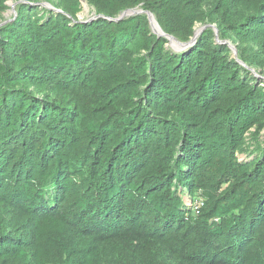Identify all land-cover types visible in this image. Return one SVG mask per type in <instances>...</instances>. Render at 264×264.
<instances>
[{
    "label": "trees",
    "instance_id": "trees-1",
    "mask_svg": "<svg viewBox=\"0 0 264 264\" xmlns=\"http://www.w3.org/2000/svg\"><path fill=\"white\" fill-rule=\"evenodd\" d=\"M13 1L0 25V264H264V144L237 156L264 126V86L213 29L176 52L144 12L76 22L80 0ZM87 1L111 18L140 5L180 41L206 19L264 65V0ZM198 193L195 213L182 194Z\"/></svg>",
    "mask_w": 264,
    "mask_h": 264
},
{
    "label": "rangeland",
    "instance_id": "rangeland-1",
    "mask_svg": "<svg viewBox=\"0 0 264 264\" xmlns=\"http://www.w3.org/2000/svg\"><path fill=\"white\" fill-rule=\"evenodd\" d=\"M207 1L208 2L203 4L201 7V9L203 11H207L211 6V3H210L211 0L210 1L207 0ZM29 2L33 6L50 8V9H53L54 11L60 10L59 7H55L59 3V0H29ZM17 3L18 2H14L13 0L6 1L7 8L0 12V25L4 24L6 22H9L13 19L14 15L16 14ZM13 4H14V6H13ZM134 8H141V6L137 5ZM128 9H132V8H128ZM36 12L38 14H40L41 13L40 8L37 9ZM120 13H118L116 15V17ZM97 15H102V14H97L94 6L92 4H90L87 0H80V9L72 17V20L76 21V22H87V21H91V20L96 19ZM125 17H127V16H125ZM148 23H149V21H148ZM207 27H210L211 29H213L216 43H221V44L224 43L227 45V47L229 48V57L233 58L234 60L239 62L241 65H243L245 68H247L253 76H255L256 78H258L260 80V82H259L260 85L264 86V65L259 66L257 64H248L246 61L240 59L239 55H238L239 54L238 42L235 39H233L232 37H224V39L220 38L218 31H217V28L215 26V23H209L206 19L197 21L193 27V34H194L195 29L198 30V35H197L196 39ZM149 29H150L151 33L157 35L153 31V29L151 28L150 24H149ZM193 34L190 36V38L193 36ZM175 39L177 41H180L177 38H175ZM168 42L169 41L167 40L165 43L166 48L173 50V51H176V47L173 46L170 42L169 43ZM251 45H253V47H251V48L256 49V47H257L256 45H254V44H251ZM141 52H143V50ZM259 55H260V57L262 56L261 54H259ZM263 144H264V126L259 130H256L254 127L251 128L245 135V144H244L243 148L239 152H237V156H238L239 160L249 161V160L253 159L254 157H256L258 155V149H259V147L263 146ZM200 196L202 197V199H204V196L202 194H200ZM182 197H183V200L186 203V205L189 208H191V204L193 203V200L191 198H189L186 194H182Z\"/></svg>",
    "mask_w": 264,
    "mask_h": 264
},
{
    "label": "water",
    "instance_id": "water-1",
    "mask_svg": "<svg viewBox=\"0 0 264 264\" xmlns=\"http://www.w3.org/2000/svg\"><path fill=\"white\" fill-rule=\"evenodd\" d=\"M13 6H14V4H13ZM133 9L134 8L125 9L117 17H114V18L103 16V15H97V18L103 17V18H106L108 20L114 21V20H120V19L124 18L125 16H130V15H134V14L144 12L147 15V19L149 21L151 28L153 29L156 26V27L161 29V27L159 26L158 22L156 21L154 15L151 12H149L147 10H143L141 8L139 11L131 12ZM57 11H59V10H57ZM153 31L157 34L158 37L162 36V37L166 38L173 46H175L176 52H182V51L190 48L195 43L196 37L198 35V31L197 32L194 31L193 36L188 41H183V42L181 41L180 42V41H177L173 35L165 33L162 29H161V32H157L154 29H153Z\"/></svg>",
    "mask_w": 264,
    "mask_h": 264
},
{
    "label": "built area",
    "instance_id": "built-area-1",
    "mask_svg": "<svg viewBox=\"0 0 264 264\" xmlns=\"http://www.w3.org/2000/svg\"><path fill=\"white\" fill-rule=\"evenodd\" d=\"M201 193H198V195L194 198H191L193 200V203L191 204V209L195 212L198 213L199 208L203 204V199L200 196Z\"/></svg>",
    "mask_w": 264,
    "mask_h": 264
},
{
    "label": "bare ground",
    "instance_id": "bare-ground-1",
    "mask_svg": "<svg viewBox=\"0 0 264 264\" xmlns=\"http://www.w3.org/2000/svg\"><path fill=\"white\" fill-rule=\"evenodd\" d=\"M140 10V8H134L131 12H135V11H139ZM155 31H157V32H161V29L160 28H158V27H154L153 28ZM198 30L197 29H195V32H197ZM169 43V42H168Z\"/></svg>",
    "mask_w": 264,
    "mask_h": 264
}]
</instances>
